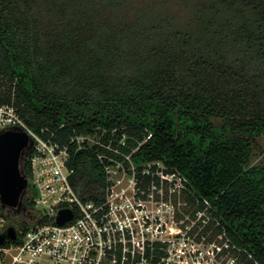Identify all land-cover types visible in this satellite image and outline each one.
Wrapping results in <instances>:
<instances>
[{
	"label": "trees",
	"instance_id": "1",
	"mask_svg": "<svg viewBox=\"0 0 264 264\" xmlns=\"http://www.w3.org/2000/svg\"><path fill=\"white\" fill-rule=\"evenodd\" d=\"M12 104L61 144L127 136L134 162L186 178L189 199L212 203L264 262V165L251 164L264 135V0H0V107ZM95 153L74 145L68 166L77 195L101 202ZM33 198L8 214L18 232Z\"/></svg>",
	"mask_w": 264,
	"mask_h": 264
},
{
	"label": "built area",
	"instance_id": "2",
	"mask_svg": "<svg viewBox=\"0 0 264 264\" xmlns=\"http://www.w3.org/2000/svg\"><path fill=\"white\" fill-rule=\"evenodd\" d=\"M7 130L24 131L33 143L22 168L29 164L24 199L33 194L34 209L17 239L0 245V264H264L233 241L212 203L189 199L186 178L160 162H134L138 148L124 151L127 136L102 130L61 144L48 129H29L13 104L0 107V133ZM74 145L96 151L106 176L101 202L82 200L71 184ZM8 210L0 201V237L10 227ZM62 210L73 215L59 224Z\"/></svg>",
	"mask_w": 264,
	"mask_h": 264
},
{
	"label": "water",
	"instance_id": "3",
	"mask_svg": "<svg viewBox=\"0 0 264 264\" xmlns=\"http://www.w3.org/2000/svg\"><path fill=\"white\" fill-rule=\"evenodd\" d=\"M32 146L30 136L24 131L7 130L0 133V201L3 209L15 210L23 202L29 183L22 169V162ZM72 215L70 210H62L58 223L70 221ZM6 239H17L14 227L10 226L0 237V245Z\"/></svg>",
	"mask_w": 264,
	"mask_h": 264
},
{
	"label": "rangeland",
	"instance_id": "4",
	"mask_svg": "<svg viewBox=\"0 0 264 264\" xmlns=\"http://www.w3.org/2000/svg\"><path fill=\"white\" fill-rule=\"evenodd\" d=\"M218 123H220V121H218ZM251 164L254 166H259L262 167L264 165V135L260 136L257 139V142L254 144L253 146V152H252V156H251ZM194 209V206L189 205L188 206V213L190 214V212H192V210ZM192 218L190 217V221L188 222L190 225H193V222L191 221ZM196 227L200 226L199 223H201L202 221L200 220H196Z\"/></svg>",
	"mask_w": 264,
	"mask_h": 264
},
{
	"label": "flooded vegetation",
	"instance_id": "5",
	"mask_svg": "<svg viewBox=\"0 0 264 264\" xmlns=\"http://www.w3.org/2000/svg\"><path fill=\"white\" fill-rule=\"evenodd\" d=\"M22 169H23V168H22ZM23 171H24V169H23ZM23 210H25V207L21 204L20 207H18V208L15 209V210H10V209H9L7 213H8L9 215H13L14 213H15V214H19V213H20L21 211H23ZM22 213H23V212H22Z\"/></svg>",
	"mask_w": 264,
	"mask_h": 264
}]
</instances>
